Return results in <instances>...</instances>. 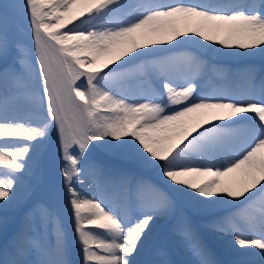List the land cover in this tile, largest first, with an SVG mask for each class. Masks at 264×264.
<instances>
[{"label":"snow or ice","instance_id":"snow-or-ice-1","mask_svg":"<svg viewBox=\"0 0 264 264\" xmlns=\"http://www.w3.org/2000/svg\"><path fill=\"white\" fill-rule=\"evenodd\" d=\"M125 7L124 0L0 2V138L29 142L0 141V208L15 203L20 179L16 173L32 171L35 153L54 125L61 161L57 165L60 186L67 194L83 264H140L137 258L150 239V225L173 205L166 193L153 186V201L141 203L139 218H135L122 216L102 194L97 197L81 191L77 185L86 184L89 168L104 174L103 169L86 160L89 149L97 147L120 151L158 170L178 196L210 207L233 201L242 204L243 209L250 210L242 209L250 234H244L231 220L226 221L227 229L221 223L212 227L232 236V248L238 256L233 264H254L243 257L257 255L259 264H264V199L256 204L258 198H264V80L257 86L249 72V88L239 93V99L223 89L198 93L196 76L201 62L190 56H171L154 65L162 91H150L137 100L115 87L126 78L124 69L134 61L161 51L171 52L189 42L209 51H218L210 44L232 49L231 40L239 41L235 44L239 49L264 45V0H147L132 6L133 19L114 20L113 14ZM10 8L22 10L26 16L33 43L28 54L34 55L36 62L31 65L24 49L18 47L19 72L7 63L12 47L8 34ZM181 23L194 24L195 28L190 34L187 28L178 26ZM70 24L73 26L68 27ZM221 32L226 39L217 40L209 34ZM178 63L196 67V71L184 75L182 84L171 71ZM34 73L47 101L48 118L39 124L9 118V107L35 95ZM82 78L84 82L78 83ZM191 114H196L195 120L184 119ZM228 140L234 143H226ZM226 151L232 153L230 157L222 155ZM217 155L221 159L213 162L211 157ZM205 157L210 158L208 163L201 162ZM237 172L242 179L232 182L235 187L223 185L218 179H194L229 177ZM128 199L124 197L125 202ZM56 234L55 248L45 249L39 261L27 259L36 238L18 235L8 250H0V264H68L62 227ZM192 248L195 255H206L199 242ZM197 264L217 262L200 259Z\"/></svg>","mask_w":264,"mask_h":264},{"label":"bare ground","instance_id":"bare-ground-1","mask_svg":"<svg viewBox=\"0 0 264 264\" xmlns=\"http://www.w3.org/2000/svg\"><path fill=\"white\" fill-rule=\"evenodd\" d=\"M11 3L14 2V0H8ZM147 2V0H141L140 3ZM162 2L165 3H171L174 2V0H162ZM190 2L199 3L204 2V0H190ZM213 2H220V3H251L253 0H213ZM132 13H129V16ZM134 18V15L131 19ZM83 19V18H82ZM130 19V20H131ZM128 19L125 20H119L117 22L121 21H128ZM19 21L21 24L25 25L26 28H30L28 26V22L25 15H21L19 18ZM182 30L187 28L189 33L191 34L192 30H194L195 25H185L183 23L178 25ZM210 35L214 36L215 39H226L225 33H209ZM199 39V38H197ZM231 43H233L232 49H224L223 46H217L212 45L210 46L212 48H217L218 51H209L208 48H202L196 43H186L183 45V47H177L175 50L168 52V51H161L159 54L151 57H144L140 60L134 61L133 64L126 66L124 71L128 73L126 78L120 80L115 85L117 91H123L126 93L130 98L141 100L146 95L150 94V91H160L162 90L160 88V82L157 76V69L154 67L155 64H157L160 61H163L171 56H190L197 58L201 62V69L199 71V74L205 73L209 74L212 72V70H217L216 72L219 73L220 71H224L226 74V77H230V83L232 84V87H236L241 84L243 81L244 83H247V74L249 72H252L253 74H256L260 77V80H264V56L261 52V48H264V45L258 46L253 49H239L235 47V44L239 43V41L231 40ZM210 43V42H209ZM166 48H170V45H166ZM218 57L221 59H224L225 63L219 64L214 61V58ZM125 59H130V57H126ZM15 62H13L14 64ZM120 64H123L124 61H120ZM18 65L15 64V67ZM111 67H118V65H111ZM109 69H105V71H108ZM171 71H173L176 74L177 81H180V84L183 83V77L186 74H190L194 71H196L195 65L190 64H184V63H178L175 66H172ZM198 74V75H199ZM197 75V76H198ZM196 76V78H197ZM255 77V75H253ZM258 79L254 78V83L256 84ZM78 83H80L78 81ZM149 85H151V89H149ZM224 87L220 88L223 89ZM216 89H219V87H216ZM214 89V90H216ZM231 88H226V92H229ZM213 91V90H212ZM159 99V98H157ZM172 106H169V111L171 110ZM9 118H17L20 120H24L25 122L31 121L33 124H39L42 121H44L47 116L42 113V116L39 115H8ZM196 114H191L189 117H185L186 120H195ZM48 140V139H47ZM47 140L43 143V145L40 147L42 148ZM9 142L13 143H29L26 141H21L19 138H12L11 140H7ZM35 143V142H31ZM98 149V147H97ZM107 153L114 155L112 158L107 156ZM120 151L117 150H110L105 148H99V152L95 153L93 156V159L91 160V165L99 166L100 169H103V175H101L96 168H89L87 170L85 180L89 181L90 184L94 183L97 186L98 192H90L87 190V183L84 186L77 185L78 188L81 189V191H86L88 195H96L99 197L101 194L111 203L112 206H116V208L124 203H130L131 206L134 207L138 211V207L141 203H150L154 199V192L152 191L153 186L156 189H159L163 193H166L164 190V186L162 183L168 186V183L165 181L164 178H162L158 170H154L152 168L146 167L141 165L137 160L130 158L128 156H123V159L126 157L129 158L127 160H119L118 161V154ZM224 157H230L222 154ZM125 157V158H124ZM132 159V160H130ZM209 157H207L208 161L202 160V163H208ZM213 162H218L221 159V156H213L211 157ZM125 161V162H124ZM129 161V162H128ZM121 163H124L122 165ZM141 168V169H140ZM143 169V170H142ZM149 170L153 174L156 175L159 179H155L154 177H149L148 173H145L144 170ZM14 171V170H12ZM16 175L22 179V175L20 173H16ZM19 179V180H20ZM198 182H205L210 179H218L220 180L221 184L226 186H232L235 187V185L232 183L234 180H240L242 179V175L240 172L233 173L229 177H198L194 178ZM47 186L50 190V192H53V187L56 186V181L52 185L49 178L46 180ZM170 188V187H169ZM171 190V189H169ZM173 196L180 198L183 203V205L186 208H190L191 211H193L195 216L186 214L184 215L183 220L174 219L173 220V232L174 237L172 238L171 243L174 244V250L171 243L168 241L167 245L170 248L169 252V258L172 259L174 264H191L192 262V246L195 242H199L200 245L204 246H210L209 249H211L212 252H209L210 255H218L217 250H222L221 248H218V245L220 244L224 247L225 250L233 251L232 248V236H222V234H217L212 232L213 225L217 223L224 224L227 229V220H231L235 223H237L240 228L244 226V217L242 214L243 205L239 202L233 201L229 204H220L216 206H207L203 203H198L196 200L192 199L190 202V197L187 196H178L176 193H174L171 190ZM167 194V193H166ZM54 195L57 197V201L60 203L59 200V193L58 191L54 193ZM168 195V194H167ZM61 196L63 198V205L61 204L62 212L64 213V216L68 223L73 224L72 215L69 206H67V194L64 192V190L61 187ZM127 196L129 199L127 202H125L124 197ZM172 196V198H174ZM168 197L171 199V197L168 195ZM203 199V198H201ZM264 198H258L256 201L257 206H259L260 200ZM172 200V199H171ZM27 200L21 199L16 196V201L12 205L4 208H0V210H13L14 212H21L25 202ZM173 202V201H172ZM193 203V204H192ZM226 208V209H223ZM223 209V210H221ZM244 211H250L248 209H243ZM36 213H41V215H44L43 210L40 209V203L37 202V204H34L29 209H26L22 216L20 217L18 214H13L10 216L11 221L13 219H19V227L20 225L25 224L26 220L29 218H32L33 215ZM168 214V212L159 215L161 218L156 219L150 227L152 228L153 232H151L150 237L153 236L154 231H160L162 230L164 233V238L168 240V237L166 235L167 226L163 223V218ZM140 215V214H139ZM201 216V218H200ZM137 218V217H135ZM139 218V217H138ZM2 220V216H0V222ZM202 221L203 224H206L208 229H210V234L207 236L213 240L210 242V240L207 239L206 233L202 231V229L199 227V222ZM54 222V219L45 218L43 220V225L46 227L47 234H51L54 238V240L57 239L56 230L59 227H51L50 224ZM1 224V223H0ZM15 231L14 234L11 235L9 238V241L7 244H5L3 247L0 248V250H8L9 245L12 242V240L20 235L21 231ZM67 235L69 238H75L76 240V234L73 231H67ZM5 236L4 233H0V239ZM213 236L214 238H212ZM176 237V238H175ZM228 237V238H227ZM185 238V239H183ZM205 238V239H204ZM43 238L38 237L36 239V244L42 242ZM215 241V243H214ZM76 243L77 240H76ZM149 241L143 251L145 254H141L143 256L146 255V253L149 251L148 247H150ZM54 249V246H51L49 250ZM240 251H244V249H240ZM250 251L253 252H259L258 249H250ZM74 254L82 257L81 249L75 248ZM233 254V253H232ZM141 255L137 258L140 261ZM234 260L238 259L237 253L233 254ZM243 259L252 261L254 264H259L260 257L257 256H248L243 257ZM73 264H83V261L75 262Z\"/></svg>","mask_w":264,"mask_h":264},{"label":"rangeland","instance_id":"rangeland-1","mask_svg":"<svg viewBox=\"0 0 264 264\" xmlns=\"http://www.w3.org/2000/svg\"><path fill=\"white\" fill-rule=\"evenodd\" d=\"M141 0H124V3L126 4V7L117 11L116 13L113 14V19L116 21L119 20H125L128 19L129 20L132 18V16L134 15L133 13V9L132 6L133 5H137L140 3ZM0 2H4V3H10L8 0H0ZM129 13H132L129 16ZM21 15H24L22 10H13V9H8V34H9V39L12 43V47H10L9 50V55L7 57V63L9 64V61L11 62H15L14 64L11 65H15L16 64V57H17V48H23L25 51V54L28 55V61L31 65L35 66L36 62H35V57L34 55H29L28 54V50L33 48V43H32V39H31V34L30 31L22 24H20L19 18ZM53 23H55V21H52ZM74 23H78L74 22ZM73 25H68V27H72ZM62 31L67 32V28H63L61 29ZM264 56V53H263ZM18 66L16 67L17 71H20V65L17 64ZM36 78H35V73L33 74L32 77V86L35 85L36 83ZM80 83H83V78L81 81H79ZM39 84V83H38ZM35 89V95L39 98V104H43V106H40L39 109H31L27 104L25 105L24 103L22 104L23 106L20 107L19 111H22L19 114H32V115H41L42 113H44L45 115H47V101L45 102V100L43 99V94H41V92H38L37 89H41V85L39 84L37 86L33 87ZM166 102V101H165ZM1 139V138H0ZM1 141V140H0ZM93 154H94V150L93 149H89V152L86 155V160L88 163H90L91 159L93 158ZM119 157L123 158V156H125L123 153H117ZM40 155L42 156L41 159H37L36 157H40ZM125 158V157H124ZM125 159H129V158H125ZM34 160L35 162L33 163V168H32V172H24L23 170H21L20 174L25 176L24 177V182H23V187L24 189L20 188V185L18 184L17 187V197H25L30 195L35 189L41 190L43 188V181L44 178L47 177V174L49 172V178L50 180H55L56 179V185L58 184V187L61 188L60 184H61V177L57 171V165L59 163H61L60 159H59V155H58V134L55 130V126L52 125V128L50 129V140L49 142L43 147V148H39L34 156ZM132 160V159H130ZM53 162V163H52ZM53 165V166H52ZM39 168L37 171L36 169ZM33 182L32 185H29L30 182ZM53 182V181H52ZM90 186L87 185V188H89ZM166 189V192L168 193V195H171L170 197H172V192L171 190H169V187H164ZM23 190V191H22ZM54 191H56V187H54L53 189ZM175 199V203L172 205L171 209L167 214V217H165L164 219H166V221H172L175 218L180 219L179 217L181 215H183V213H189L190 208H186L180 198H177L175 196H173ZM191 198V197H190ZM39 200L38 197L37 198H32V200L27 204V206H29L31 203H33V201ZM173 199V198H172ZM193 198L189 199L190 202H192ZM177 200V201H176ZM55 201V202H54ZM56 200H55V196H53V194L50 195V198H47L45 202H42V208L45 210L47 209L49 214L46 215V217L50 218L55 216L56 217V221L54 222V226H60L62 227L64 233L66 231H73L74 230V226L73 224H70L68 222H66L64 215L62 214V212L60 211L59 205L56 206ZM193 204V203H192ZM25 206V207H27ZM25 207L23 209V211L25 210ZM50 208L53 209V212H50ZM4 211V210H3ZM13 210H5V212H0V215L2 216H11L13 214ZM191 212V210H190ZM193 212V211H192ZM194 213V212H193ZM38 218H40L39 215H37L36 219H32L28 225H30V227L33 225L34 227V233H36L37 235H42V237H44V240L46 241V243H44V241H42V243H44L43 245L47 247V244L49 243V236L45 234L44 232V227L41 225V222L38 220ZM18 219H14L11 221L10 217H5L3 220V228H0V231L8 230V233L6 235V237L4 238L3 242L1 243L0 246H2L3 244H5L9 238V235L14 231L16 224L18 223ZM165 221V220H164ZM172 226L169 225V228L167 229L166 233L168 234V237L171 239V234L170 233V228ZM33 230V229H32ZM153 232V230H152ZM31 234V235H33ZM45 234V236H44ZM162 234V230L160 231H154V234L152 237H150L149 239V243L150 245H152V247H155L157 245H159V247H161L160 249H165V251H169V249H167L166 247V241H163V239H158L159 236H161ZM173 242V241H172ZM173 244V243H172ZM75 248H80L79 243H76L75 238H65V255H64V259H68V263L73 264L74 262H79L82 261V257H79L77 255L74 254V249ZM174 244H173V249H174ZM158 251V250H157Z\"/></svg>","mask_w":264,"mask_h":264}]
</instances>
